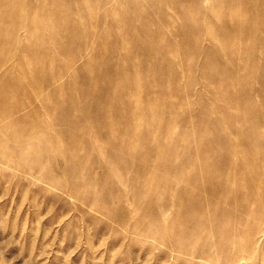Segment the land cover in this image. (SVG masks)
<instances>
[{
    "label": "rangeland",
    "instance_id": "1",
    "mask_svg": "<svg viewBox=\"0 0 264 264\" xmlns=\"http://www.w3.org/2000/svg\"><path fill=\"white\" fill-rule=\"evenodd\" d=\"M0 264H264V0H0Z\"/></svg>",
    "mask_w": 264,
    "mask_h": 264
}]
</instances>
